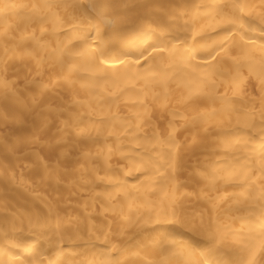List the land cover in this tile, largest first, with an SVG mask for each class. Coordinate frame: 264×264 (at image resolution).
<instances>
[{"label": "bare ground", "instance_id": "6f19581e", "mask_svg": "<svg viewBox=\"0 0 264 264\" xmlns=\"http://www.w3.org/2000/svg\"><path fill=\"white\" fill-rule=\"evenodd\" d=\"M0 264H264V0H0Z\"/></svg>", "mask_w": 264, "mask_h": 264}]
</instances>
